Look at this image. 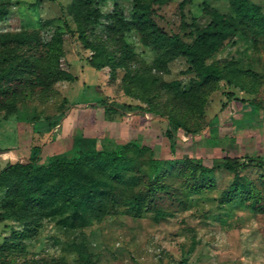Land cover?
<instances>
[{"label":"rangeland","instance_id":"obj_1","mask_svg":"<svg viewBox=\"0 0 264 264\" xmlns=\"http://www.w3.org/2000/svg\"><path fill=\"white\" fill-rule=\"evenodd\" d=\"M1 1L7 3L8 13L0 20V33L40 28L43 41H47L52 31L62 29L64 56L60 62L76 79L56 81L45 91L35 90L11 112L0 110V168L27 157L34 136L32 122L36 120L65 118L37 138L41 160L52 153L71 151L79 131L86 127L100 129V123L106 125L103 108L89 103L103 95L108 100L149 107L125 117L123 126L131 128L125 132L120 127V132L122 139L141 133L155 156L194 155L211 165L214 156L264 154V26L257 30L256 25L244 24L231 38L211 32L209 40L219 38L221 42L210 48L205 62L216 60L232 71L227 74L228 80H219L213 88L202 85L194 89L193 82L200 77L199 66L190 65L184 56L170 60L166 68L152 69V74L147 71L133 79L130 74L136 62L149 66L155 57L134 30L124 36L132 44L135 59L116 68L113 80L108 67L96 69L90 65L87 58L92 51L77 38L80 19L87 8L82 0ZM144 1L154 5L155 20L165 31L177 33L188 42L195 39L197 30L210 24L215 13L231 11L227 0H162L160 5ZM249 1L260 6L264 21V0ZM115 5L129 19L132 0H104L99 4L103 23H107L105 17ZM192 17L198 28L190 22ZM95 28L101 31L103 26ZM124 85L136 90L140 98L126 96L121 89ZM229 91L245 101L260 102L263 106L258 109V117L247 118L250 105L244 108L241 101L228 100ZM71 110L74 116L66 120ZM157 112L160 116L151 117L150 113ZM85 115L94 116V126L88 123L92 116L86 119L87 126L79 122ZM172 116L183 121L177 131L175 152L162 134L167 118ZM211 124H215L214 133L209 134ZM35 128L39 130V126ZM187 128H200L201 134L188 135ZM211 135H219L218 141ZM126 152L125 170L117 178L98 162L82 166L84 181L96 177L99 183L105 182L103 194L87 196L78 185L72 200L57 199L44 210L35 209L33 216L21 208L20 193L15 194L17 201L10 202L8 185H0V211L26 213L23 219L11 216L0 222V258L12 264H178L183 258L186 264H264V208L251 204L258 197L264 205V168H237L240 180L246 181L242 192L245 199L237 196L229 201H221L220 194L232 181V170L218 167L209 171L211 180L204 181L198 189L192 188L186 173H167L170 192L156 191L154 200L147 201L150 203L136 213L129 206L133 196L143 193L161 170L151 163L149 152ZM62 202L60 211L52 212V206ZM156 208L166 215L157 217ZM77 247L87 253V262L79 256Z\"/></svg>","mask_w":264,"mask_h":264},{"label":"trees","instance_id":"obj_2","mask_svg":"<svg viewBox=\"0 0 264 264\" xmlns=\"http://www.w3.org/2000/svg\"><path fill=\"white\" fill-rule=\"evenodd\" d=\"M102 1L104 0H82L87 8L80 19L77 38L85 45V48L92 51L87 62L96 69L108 67L111 80L114 79L116 68L123 67L128 64V60L135 59L132 44L126 41L124 36L125 32L134 30L137 32L140 41L154 51L155 57L153 64L149 66H141V61L136 62L137 66L134 65L133 69L129 65L128 70L132 69L130 75L133 76V79L134 77H141L147 71L152 74V69L166 68L170 60L177 56H184L190 65L199 66L200 77L193 82L194 89H199L202 85L213 88L219 80H228L227 74L232 69H229L226 64L221 65L216 60L205 62L210 48L221 42L219 38L215 39L214 42L210 41L211 32L217 33L220 37L231 38L244 24L256 25L258 26L257 30H263L264 26L258 4L249 0H227L230 4V14L215 13L214 18L209 22L210 24L201 30H197L199 33L196 32L195 39L188 42L177 33H168L158 24L155 20L156 9L151 2L132 0L129 19H126L121 11H117L115 5L114 11L105 17L108 19H106L107 23H103L101 21L103 15L99 9V4ZM153 1H157L158 5L163 2L162 0ZM7 13L8 5L1 1L0 20ZM190 22L198 28L199 25L194 17L191 18ZM96 25H102L103 29L97 31ZM88 30H91L92 33H88ZM63 34L62 29L54 30L50 38L43 41L40 28L0 33V110H5V114L11 112L19 102L29 97L35 90L45 91L52 88L56 81H73L76 79V75L69 69L62 67L60 62L61 57L64 56ZM121 89L126 96L134 99L140 98L136 90L134 91L127 85L122 86ZM227 96L228 100L235 98V100L241 101L244 108L248 104L250 105L247 118L258 117V109L263 106L260 102L245 101L243 98L233 96L231 91L227 93ZM89 103L103 108L105 119L113 120L117 126L116 133L112 135L108 131H102L100 135L94 137H84L81 133L75 136L71 151L52 153L45 160H41V144L37 142V138L43 135V132L55 127L62 116L33 121L34 136H32L27 157L0 168V185H8V192H11L9 193L10 202L17 201L15 194L20 193L22 199L19 204L23 206L21 208L27 209L28 213L33 216L35 209L44 210L48 204L52 205L53 202H57V199H62L63 202L72 200L76 192L75 187L78 185L81 186L82 192L87 196L95 194V192L103 194L105 182L99 183L96 177L91 178L90 182L84 181L83 173H80V170L83 169L82 166L87 163L98 162L104 169L108 168L112 172L113 178H117L119 173L125 170L123 163L128 158L126 151L130 149L138 154L149 152L151 163L159 171L161 170L156 173L155 178L149 181L148 187L143 193H137L133 196L129 206L136 213H139L141 206L154 200L156 191L170 192V182L165 179L167 173L172 174L174 171L186 173L191 180L192 188L198 189L204 181L206 183V180H211L208 177L209 171L218 167L232 170V181L220 194L221 201H229L234 197L238 198L237 196H239L238 199H245L242 192L246 186V181L240 180L241 175L237 168L246 166L264 168V154L260 153L214 156L211 165H206L201 157L194 155L172 158L155 156L153 147L144 141V136L141 133L135 137L122 139L120 132V127H123L125 123V121H121L124 114L127 112H145L149 107L142 103L108 100L107 96H101ZM150 115L151 117L160 116L158 112L150 113ZM167 121L168 125L165 126L162 134L168 139L170 150L175 152L179 143L177 131L183 126V121L173 116L168 117ZM214 125L211 124L208 127L209 134L214 133ZM36 126H39V130L35 128ZM186 132L191 136L201 134L200 128L193 130L187 128ZM210 137L217 141L219 139V135L216 137L211 135ZM197 170L198 173L195 175ZM54 177L56 179L50 181ZM237 191L240 192L239 195L236 194ZM149 200L150 202H147ZM63 202L58 207L52 206V212L60 211L58 208L64 204ZM8 204L11 206L10 203ZM251 204L264 208L258 197H255ZM25 214L21 211L19 214L0 211V222L11 216L20 220L24 218ZM163 215L165 216L166 213H163L160 208H156V216L161 217ZM77 251L79 256L87 262V253L78 247ZM0 264L12 263L0 258ZM178 264H186V258L181 259Z\"/></svg>","mask_w":264,"mask_h":264},{"label":"crops","instance_id":"obj_3","mask_svg":"<svg viewBox=\"0 0 264 264\" xmlns=\"http://www.w3.org/2000/svg\"><path fill=\"white\" fill-rule=\"evenodd\" d=\"M103 96H106V95H103ZM71 109V108H70ZM130 114H132L131 112H127V114H124L122 117H123V119L121 120V121H123L124 122V118L126 117H128ZM72 116H74L73 115V110H71L70 112H68V116L66 117V120H67V118H69L70 120H71V117ZM88 116H92V118H90L91 119V121H88V123L90 124V122H91V124H93V121H96L95 119H94V116L93 115H85L79 122H81L83 125H86L87 126V124H86V119L88 118ZM138 116H140V115H138ZM63 119V117L60 119V121H59V123L57 124V125H59V124H61L63 121H64V119ZM90 119H88V120H90ZM99 123V122H98ZM104 123L106 124V125H101V123L99 124L100 126H102V128H105V129H102V128H100V129H94V130H92V128L91 127H86L85 128V130L84 131H79V132H81L82 134H83V136L84 137H94V136H98V135H100L101 133H102V131H108L110 134H112V133H114V129H116L117 127H116V125L115 124H113L114 123V121L113 120H107V119H105L104 120ZM56 125V126H57ZM111 126L112 128H108V126ZM55 126V127H56ZM65 126V125H64ZM90 126V125H89ZM93 126H94V124H93ZM55 127H53V128H55ZM52 128V129H53ZM108 128V129H107ZM123 128V130H126L125 132H127L128 130H130V128H127L126 126H123L122 127ZM69 129H71V128H69ZM69 129H65L66 131H68ZM21 130H24V129H21ZM85 131H86V133H85ZM80 134V133H79ZM121 136H122V134H121Z\"/></svg>","mask_w":264,"mask_h":264}]
</instances>
